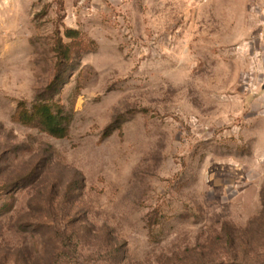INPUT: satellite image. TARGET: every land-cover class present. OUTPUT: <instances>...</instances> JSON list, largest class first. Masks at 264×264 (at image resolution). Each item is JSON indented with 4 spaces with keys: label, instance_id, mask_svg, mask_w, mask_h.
I'll use <instances>...</instances> for the list:
<instances>
[{
    "label": "rangeland",
    "instance_id": "1",
    "mask_svg": "<svg viewBox=\"0 0 264 264\" xmlns=\"http://www.w3.org/2000/svg\"><path fill=\"white\" fill-rule=\"evenodd\" d=\"M0 264H264L256 0H0Z\"/></svg>",
    "mask_w": 264,
    "mask_h": 264
},
{
    "label": "trees",
    "instance_id": "2",
    "mask_svg": "<svg viewBox=\"0 0 264 264\" xmlns=\"http://www.w3.org/2000/svg\"><path fill=\"white\" fill-rule=\"evenodd\" d=\"M76 33V32H75ZM62 55H64V53L62 54ZM61 55V56H62ZM65 55H66V53H65ZM65 57V56H64ZM62 58V57H61ZM62 59H64V58H62ZM71 67H73V66H71ZM59 70H61V69H59ZM61 72H63V71H60V75H58L59 76V78L58 79H60V82H61V80H62V74H61ZM59 82V84H64L65 82L62 80V82L60 83ZM56 83H58V81H54L53 83H51L50 85V87L48 88L50 91L51 90H53L54 89V85L56 84ZM59 86V85H58ZM57 86V87H58ZM56 91H57V88L55 89ZM54 91V90H53ZM43 108H42V105H39V106H35L33 109H32V111H31V113L33 114V116H37V115H39V113H40V111L42 110ZM53 122H54V124L55 125H61L62 123H63V118L61 117V116H59V115H55L54 117H53ZM54 126V125H53Z\"/></svg>",
    "mask_w": 264,
    "mask_h": 264
},
{
    "label": "built area",
    "instance_id": "3",
    "mask_svg": "<svg viewBox=\"0 0 264 264\" xmlns=\"http://www.w3.org/2000/svg\"><path fill=\"white\" fill-rule=\"evenodd\" d=\"M256 1H257V4H258L259 6H261V8L264 9V0H256Z\"/></svg>",
    "mask_w": 264,
    "mask_h": 264
}]
</instances>
